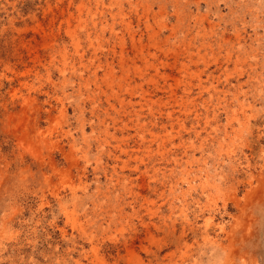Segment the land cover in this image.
Instances as JSON below:
<instances>
[{
    "label": "rangeland",
    "instance_id": "obj_1",
    "mask_svg": "<svg viewBox=\"0 0 264 264\" xmlns=\"http://www.w3.org/2000/svg\"><path fill=\"white\" fill-rule=\"evenodd\" d=\"M0 264H264V0H0Z\"/></svg>",
    "mask_w": 264,
    "mask_h": 264
},
{
    "label": "bare ground",
    "instance_id": "obj_2",
    "mask_svg": "<svg viewBox=\"0 0 264 264\" xmlns=\"http://www.w3.org/2000/svg\"><path fill=\"white\" fill-rule=\"evenodd\" d=\"M120 54H122V53H120ZM142 55V54H141ZM123 56V55H122ZM124 57V56H123ZM122 58V57H121ZM125 63V62H124ZM148 63V62H147ZM165 64V63H164ZM148 65V64H147ZM151 65H153V64H151ZM135 67V66H134ZM157 67V66H156ZM185 67V66H184ZM136 68V67H135ZM138 68V67H137ZM148 68V67H147ZM150 68H151V66H150ZM153 69V68H152ZM139 71H140V69H139ZM138 72V71H137ZM151 80V79H150ZM110 86V85H109ZM111 88V87H110ZM178 103V102H177ZM140 124V123H139Z\"/></svg>",
    "mask_w": 264,
    "mask_h": 264
}]
</instances>
